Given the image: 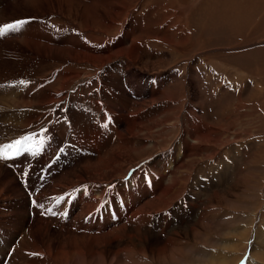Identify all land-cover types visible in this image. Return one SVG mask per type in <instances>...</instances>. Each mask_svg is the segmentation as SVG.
<instances>
[{
  "label": "bare ground",
  "instance_id": "obj_1",
  "mask_svg": "<svg viewBox=\"0 0 264 264\" xmlns=\"http://www.w3.org/2000/svg\"><path fill=\"white\" fill-rule=\"evenodd\" d=\"M189 2L9 0L0 10L6 23L28 21L0 43V63L16 66L0 69V144L35 134L31 150L0 160V264H190L185 247L201 262L225 248L197 246L215 209L198 196V171L244 135L228 111L204 119L197 67L213 95L229 88L217 85L222 63L205 33L190 34L213 5L237 32L241 2ZM221 258L213 264L236 260Z\"/></svg>",
  "mask_w": 264,
  "mask_h": 264
},
{
  "label": "rangeland",
  "instance_id": "obj_2",
  "mask_svg": "<svg viewBox=\"0 0 264 264\" xmlns=\"http://www.w3.org/2000/svg\"><path fill=\"white\" fill-rule=\"evenodd\" d=\"M222 1L223 3H226L227 0ZM188 2L191 6L189 10H192L194 8V10H196L197 6L202 4L200 3V0H188ZM235 2H241L240 11L243 17L240 24L242 25V27L240 26V29L237 30V32L232 30L236 29V27H234L235 25L233 24L232 20L230 21L231 18L227 17V15L229 16V12L227 11L226 15L222 9L224 7H220L219 9L218 6L213 5L210 22L208 23L206 28L202 29L199 24H196L193 28V33L190 34L195 42H200V33H205L204 36L206 37L207 44L209 45H207L209 58L215 63L217 61H219L220 64L222 63L220 65V67L222 68H220L221 73H219L217 85H227V88L229 89H226V91L230 93L227 94L225 91L222 95H218L219 93L213 95L211 89L214 85V82H212L213 80H211V84H213L211 85V87L206 85L205 81L200 75V66H198L197 76L199 85L200 87L202 86L201 90L203 96H206L204 98L205 102L203 109L204 119L212 123L214 120H216L217 116L220 115L221 111L224 110L226 113L228 111L229 115L234 114L233 116L235 118H233V116L232 118L236 120V124L238 123L237 125L239 126V128L237 126L238 130L242 132L245 137L244 138L243 136H240V138H243L240 139L239 142H234L235 138L231 139L233 142L230 141V143L227 145V148L225 149L226 154L223 157H221V155L218 156L217 162L213 163L212 165L210 163L207 168L204 167L198 171V178H200L201 176H204L203 171L207 169L205 185L201 184V188L198 184V189L196 188L198 196L201 199H204L205 195L207 194L212 197L210 198V200L214 203L211 206L212 208H215L212 209V211L216 212L214 213L211 211L212 222L208 227L207 238L204 239L203 236L202 239L204 241L201 240L197 244V246L205 244L209 248L211 247L210 249L213 250L216 247L220 246L226 239V246L221 252L217 253L218 256L212 254V257L209 256V260H205L204 262L213 264V261L217 262V259H222L221 257H223V259L226 258L224 260L225 263L228 261L231 262L234 258L236 260L233 264H238L239 262V264H241L242 260L245 261V264H264V0H235ZM6 4H9V0H0V10ZM0 15V24H6L5 17L1 13ZM223 15H226V17H223ZM240 30L242 32H240ZM11 32L13 31L8 32L4 36H0V43L3 40H7ZM18 32L20 31L18 30ZM235 34H238L239 38ZM231 39L233 40L231 41ZM11 53L12 52H8L6 55H4V57L6 59L9 58ZM224 63H226L225 67ZM24 65V63H21L20 68H18L19 70L15 69V71L18 70L17 72L21 74V78H28L29 75L25 74L24 71L28 69L29 65H27V67H25L26 65ZM1 66L8 70H14V68H16V66L14 65V61L11 60H2V62L0 63V69H4L3 67L1 68ZM235 70H239L240 72H237ZM236 73L238 76L236 75ZM229 86H231L233 90ZM217 96L219 97V99L217 98ZM235 97L238 99H235ZM250 102L253 105H251ZM248 103L252 108H250V105ZM231 105L233 106L231 107ZM228 106H230L231 108ZM235 113L240 117L236 116ZM247 121L248 123H246ZM240 126L242 129L240 128ZM236 146L239 148H237ZM218 159L222 160L221 167H218ZM218 174H221L223 180L225 181L223 182L222 180L221 187H219L217 183ZM225 176L226 179L224 178ZM231 184L233 185L231 186ZM215 185H217V187L213 188V186ZM218 188L222 190L221 193L224 198L222 199V209L220 210L216 207V198H214L219 194ZM234 189L241 190L238 192ZM232 190L233 193H235L234 191H236V194L238 195H236L237 199H235L236 197H232L235 196V194L232 193ZM242 233H244V235L247 234V236L244 237ZM233 237L238 240V242ZM244 244V248H240ZM197 253L198 251L196 250L187 252V247H185L182 256H184V259H186L190 264L204 263L201 262V258L199 255H197ZM219 253L221 256L219 255ZM165 264H181V262L177 260L175 262L173 261Z\"/></svg>",
  "mask_w": 264,
  "mask_h": 264
},
{
  "label": "snow or ice",
  "instance_id": "obj_3",
  "mask_svg": "<svg viewBox=\"0 0 264 264\" xmlns=\"http://www.w3.org/2000/svg\"><path fill=\"white\" fill-rule=\"evenodd\" d=\"M27 22L28 21L26 20H16L12 23L0 25V36H4L10 31H18L21 26L26 24ZM18 83L25 84L26 82L19 81ZM33 136H35L34 133L21 136L15 140H12L8 144H0V160L12 159L15 156L21 155L25 151L31 150L32 145L29 143V141H31ZM241 264H245V261L242 260Z\"/></svg>",
  "mask_w": 264,
  "mask_h": 264
}]
</instances>
